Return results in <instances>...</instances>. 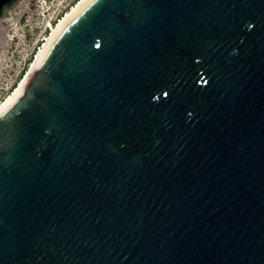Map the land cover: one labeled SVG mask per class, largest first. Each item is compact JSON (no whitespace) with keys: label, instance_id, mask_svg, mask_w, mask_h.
I'll use <instances>...</instances> for the list:
<instances>
[{"label":"water","instance_id":"1","mask_svg":"<svg viewBox=\"0 0 264 264\" xmlns=\"http://www.w3.org/2000/svg\"><path fill=\"white\" fill-rule=\"evenodd\" d=\"M0 264H264V0L76 7L0 108Z\"/></svg>","mask_w":264,"mask_h":264},{"label":"rangeland","instance_id":"2","mask_svg":"<svg viewBox=\"0 0 264 264\" xmlns=\"http://www.w3.org/2000/svg\"><path fill=\"white\" fill-rule=\"evenodd\" d=\"M77 0H17L0 17V102L15 88L49 34Z\"/></svg>","mask_w":264,"mask_h":264},{"label":"bare ground","instance_id":"3","mask_svg":"<svg viewBox=\"0 0 264 264\" xmlns=\"http://www.w3.org/2000/svg\"><path fill=\"white\" fill-rule=\"evenodd\" d=\"M84 0H78L74 5L71 6V8L65 12L62 17L60 19H58L57 23L55 25H52L51 22H49V26H50V32L49 34H47L42 42V45L39 47V50L37 51V53L35 54L33 60L31 61L28 69L26 70V72L24 73V75L22 76V78L19 80L18 84L16 85V87L0 102V108L8 101V99L13 95V93L17 90V88L20 86V84L23 82L24 78L26 77V75L28 74L29 70L31 69L33 63L35 62L36 58L38 57V55L40 54L41 50L43 49V47L45 46V44L47 43L49 37L51 36V34L57 29V27L75 10L76 7H78Z\"/></svg>","mask_w":264,"mask_h":264},{"label":"trees","instance_id":"4","mask_svg":"<svg viewBox=\"0 0 264 264\" xmlns=\"http://www.w3.org/2000/svg\"><path fill=\"white\" fill-rule=\"evenodd\" d=\"M77 1H78V0H77ZM77 1H76V2H77ZM76 2H75V3H76ZM75 3H74V4H75ZM74 4H73V5H74ZM67 11H68V10H67ZM67 11H66V12H67ZM61 17H62V16H61ZM61 17H60V18H61ZM60 18H59V19H60ZM23 75H24V74H23ZM21 78H22V77H21ZM15 87H16V86H15Z\"/></svg>","mask_w":264,"mask_h":264}]
</instances>
